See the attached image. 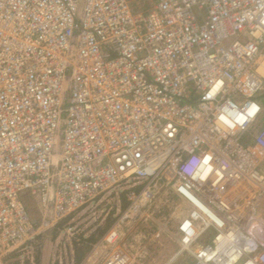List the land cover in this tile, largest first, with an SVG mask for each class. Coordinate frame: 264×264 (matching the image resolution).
Listing matches in <instances>:
<instances>
[{
  "label": "built area",
  "instance_id": "1",
  "mask_svg": "<svg viewBox=\"0 0 264 264\" xmlns=\"http://www.w3.org/2000/svg\"><path fill=\"white\" fill-rule=\"evenodd\" d=\"M263 67L264 0H0V264H37L98 198L163 181L192 206L183 249L224 224L264 264Z\"/></svg>",
  "mask_w": 264,
  "mask_h": 264
},
{
  "label": "rangeland",
  "instance_id": "2",
  "mask_svg": "<svg viewBox=\"0 0 264 264\" xmlns=\"http://www.w3.org/2000/svg\"><path fill=\"white\" fill-rule=\"evenodd\" d=\"M140 8L137 12L149 9ZM174 184L160 182L146 195L143 184V188H134L136 195L141 194L136 198L132 188L98 198L88 212L75 214L71 232L60 227L42 238L37 264H107L115 251L128 256L126 264H193V251L183 249L179 242V223L192 206L175 192ZM137 200L140 203L132 215ZM37 203L31 196L27 199L35 219L41 216ZM128 211L130 217L122 221ZM260 213L264 216V200ZM208 235L211 239L215 233L209 231ZM207 239H201L195 248L202 247Z\"/></svg>",
  "mask_w": 264,
  "mask_h": 264
},
{
  "label": "bare ground",
  "instance_id": "3",
  "mask_svg": "<svg viewBox=\"0 0 264 264\" xmlns=\"http://www.w3.org/2000/svg\"><path fill=\"white\" fill-rule=\"evenodd\" d=\"M262 71L264 72V67L262 68ZM196 186H199V185H196ZM183 189L184 190L192 189V187L191 185H188L184 187ZM195 197L196 196H194L195 201L198 200ZM198 204H199V207L206 210L207 213H209L210 207L213 211L212 206L210 207L204 206L202 201H198ZM231 215H234V214L232 213ZM214 218L218 219L216 215H214ZM258 220L259 221H257V225L254 227V230L252 231L254 236L264 232V222L260 221V218ZM227 225L230 226L231 223L227 222ZM254 225L255 224L252 221L251 226H254ZM223 227H224V224L223 226L221 224V226L218 227L219 229L218 234L215 233L213 238H211V241L209 244L204 243L203 245H200L202 247L197 246V248H195V245L197 244L192 241L188 246V250L191 252L193 251V254L196 256L199 255L198 257L201 260H211L213 256H215V258L218 257V259H220V262L218 264H236L237 262H239V260H243V259H247L246 261H244L243 264H249V263L252 264L253 259L245 258V256L251 250V248H253V244H252L253 242L251 241L253 237L249 234L243 233L242 228H238V229L234 228L232 230L226 231ZM259 229L260 231H258ZM193 231H196L195 226H193ZM217 236H218L217 241L216 240L212 241V239L216 238ZM216 244L217 245L219 244L220 247L216 246ZM223 244L227 246V249H224V250L222 249ZM200 250H201L202 255L200 254ZM243 250L244 252H242ZM193 264H195V262Z\"/></svg>",
  "mask_w": 264,
  "mask_h": 264
},
{
  "label": "crops",
  "instance_id": "4",
  "mask_svg": "<svg viewBox=\"0 0 264 264\" xmlns=\"http://www.w3.org/2000/svg\"><path fill=\"white\" fill-rule=\"evenodd\" d=\"M132 2V6L131 8L137 12V9L139 7H143L144 9L145 8H151V0H130ZM143 8H140V10H143ZM149 9H146L149 10ZM143 11H140L139 13H142ZM145 13V12H144Z\"/></svg>",
  "mask_w": 264,
  "mask_h": 264
}]
</instances>
